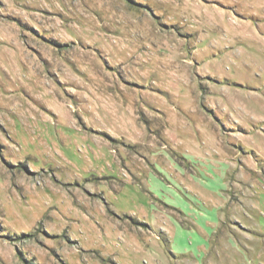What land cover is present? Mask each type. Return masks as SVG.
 I'll use <instances>...</instances> for the list:
<instances>
[{
    "label": "rangeland",
    "instance_id": "374dc122",
    "mask_svg": "<svg viewBox=\"0 0 264 264\" xmlns=\"http://www.w3.org/2000/svg\"><path fill=\"white\" fill-rule=\"evenodd\" d=\"M0 264H264V0H0Z\"/></svg>",
    "mask_w": 264,
    "mask_h": 264
}]
</instances>
